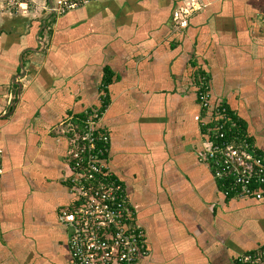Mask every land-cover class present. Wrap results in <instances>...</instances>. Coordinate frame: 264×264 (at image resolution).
Returning <instances> with one entry per match:
<instances>
[{"label":"crops","instance_id":"1","mask_svg":"<svg viewBox=\"0 0 264 264\" xmlns=\"http://www.w3.org/2000/svg\"><path fill=\"white\" fill-rule=\"evenodd\" d=\"M59 5L44 28L47 0L0 13V264H70L68 130L101 105L105 70L107 164L149 245L137 264H236L259 248L264 204L227 199L199 160L213 115L196 80L264 154V0Z\"/></svg>","mask_w":264,"mask_h":264},{"label":"built area","instance_id":"2","mask_svg":"<svg viewBox=\"0 0 264 264\" xmlns=\"http://www.w3.org/2000/svg\"><path fill=\"white\" fill-rule=\"evenodd\" d=\"M19 0L9 2L13 9ZM88 0H60L58 12L73 10ZM104 97V96H103ZM203 110L214 108L202 133L206 147L198 153L210 168L225 197L252 198L264 203V154L226 114L212 103L208 86L198 88ZM92 110L80 120L68 152L71 163L69 192L74 200L61 210L60 220L69 228L70 264H137L149 254L145 229L138 224L126 187L107 164L110 138L101 127L102 115ZM237 264H264V245L243 252Z\"/></svg>","mask_w":264,"mask_h":264},{"label":"trees","instance_id":"3","mask_svg":"<svg viewBox=\"0 0 264 264\" xmlns=\"http://www.w3.org/2000/svg\"><path fill=\"white\" fill-rule=\"evenodd\" d=\"M52 19H53V14L50 16L48 21H46V25ZM40 25H41V23H40ZM111 79H112V73L109 70H105L104 71V75H103V79H102L101 89H100V91L102 93V102H101V105L98 108L95 109L96 110V116H101L102 110L105 108V106L107 107V105L109 103V101L107 99V88H108L109 84L112 81ZM207 82H208V77H207V75L205 73L198 74V78L196 80L198 88L201 86V84H204V85L207 86ZM214 104L217 105V107L218 106L219 107H224L226 109V114L231 117L233 122H235L240 127L241 131L246 134L248 139L251 142H253L252 138L248 135V133H247V131L245 129L244 123L241 120H239L238 118H236V115L229 109V107L227 105H225L224 103H219V104L218 103H214ZM211 110H212V115L213 116H221V114H219L214 108H212ZM91 112H92V109L72 117L71 124H70V129L68 130V134H69V136H71V139L73 138L74 133H77V132L81 131V122H80V120L82 118H84L85 116H88V114H90ZM102 129H104V128H102ZM253 144H255V143L253 142ZM220 191H221V189H220ZM226 198L227 199H232L233 195L231 194V196L229 195ZM246 199H252V198H246ZM252 200H254V199H252ZM256 202H258V201H256ZM259 203L264 204L263 202H259ZM263 245H264V243L260 247L262 248ZM235 262H236V259H235Z\"/></svg>","mask_w":264,"mask_h":264},{"label":"water","instance_id":"4","mask_svg":"<svg viewBox=\"0 0 264 264\" xmlns=\"http://www.w3.org/2000/svg\"><path fill=\"white\" fill-rule=\"evenodd\" d=\"M47 3H48V6H49V8H50V13L46 16V18H44V20L42 21V27L44 28L45 27V24H46V20L50 17V15L53 13V11H54V6H53V0H47ZM42 45V44H41ZM43 46V45H42ZM20 67L22 68V70L24 69V67H23V64H22V62L20 63ZM24 75V72H23V74H18L17 75V78H19V77H22Z\"/></svg>","mask_w":264,"mask_h":264},{"label":"rangeland","instance_id":"5","mask_svg":"<svg viewBox=\"0 0 264 264\" xmlns=\"http://www.w3.org/2000/svg\"><path fill=\"white\" fill-rule=\"evenodd\" d=\"M12 0H0V13H4V12H10L11 9L8 8L9 6V2H11ZM58 2H60V0H57ZM58 5V4H57ZM47 10V11H46ZM46 10L44 11V13L48 12V7L46 6ZM43 15V14H42ZM44 16V15H43ZM263 206V205H262ZM264 208V206L262 207Z\"/></svg>","mask_w":264,"mask_h":264}]
</instances>
